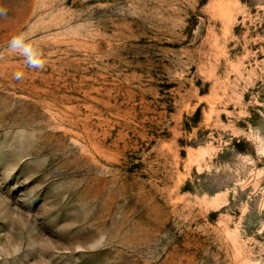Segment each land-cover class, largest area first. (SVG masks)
Listing matches in <instances>:
<instances>
[{
	"label": "rangeland",
	"instance_id": "rangeland-1",
	"mask_svg": "<svg viewBox=\"0 0 264 264\" xmlns=\"http://www.w3.org/2000/svg\"><path fill=\"white\" fill-rule=\"evenodd\" d=\"M0 264H264V0H0Z\"/></svg>",
	"mask_w": 264,
	"mask_h": 264
},
{
	"label": "clouds",
	"instance_id": "clouds-1",
	"mask_svg": "<svg viewBox=\"0 0 264 264\" xmlns=\"http://www.w3.org/2000/svg\"><path fill=\"white\" fill-rule=\"evenodd\" d=\"M19 39V38H18ZM25 52L28 53V63L33 67H43V63H38L36 59L33 58L30 48H25Z\"/></svg>",
	"mask_w": 264,
	"mask_h": 264
}]
</instances>
